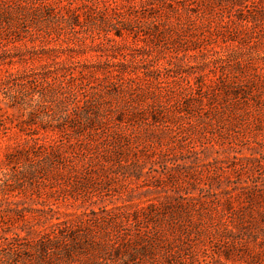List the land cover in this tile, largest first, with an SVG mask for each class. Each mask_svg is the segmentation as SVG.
Returning a JSON list of instances; mask_svg holds the SVG:
<instances>
[{
    "label": "rangeland",
    "instance_id": "obj_1",
    "mask_svg": "<svg viewBox=\"0 0 264 264\" xmlns=\"http://www.w3.org/2000/svg\"><path fill=\"white\" fill-rule=\"evenodd\" d=\"M0 264H264V0H0Z\"/></svg>",
    "mask_w": 264,
    "mask_h": 264
}]
</instances>
